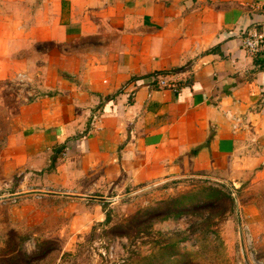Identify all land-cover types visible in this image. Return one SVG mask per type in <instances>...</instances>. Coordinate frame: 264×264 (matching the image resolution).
Masks as SVG:
<instances>
[{
    "label": "crops",
    "instance_id": "0c3cea01",
    "mask_svg": "<svg viewBox=\"0 0 264 264\" xmlns=\"http://www.w3.org/2000/svg\"><path fill=\"white\" fill-rule=\"evenodd\" d=\"M250 32L264 37V0H0V173L18 178L1 197L81 221L172 179L264 176Z\"/></svg>",
    "mask_w": 264,
    "mask_h": 264
},
{
    "label": "rangeland",
    "instance_id": "374dc122",
    "mask_svg": "<svg viewBox=\"0 0 264 264\" xmlns=\"http://www.w3.org/2000/svg\"><path fill=\"white\" fill-rule=\"evenodd\" d=\"M5 129L0 120V147ZM252 178L235 189L172 179L74 221L35 215L45 204L31 197L2 198L18 178L0 173V264H264V176Z\"/></svg>",
    "mask_w": 264,
    "mask_h": 264
},
{
    "label": "built area",
    "instance_id": "2783aa9c",
    "mask_svg": "<svg viewBox=\"0 0 264 264\" xmlns=\"http://www.w3.org/2000/svg\"><path fill=\"white\" fill-rule=\"evenodd\" d=\"M264 43V37L257 33V32H250L248 33L244 39H243V46L244 48L253 53L258 51L259 47ZM26 77L24 73H17L15 80L19 83H23L25 81ZM159 85L162 87L169 86L167 81L164 78L159 79ZM115 248V245H111L109 248V257H113V249Z\"/></svg>",
    "mask_w": 264,
    "mask_h": 264
}]
</instances>
